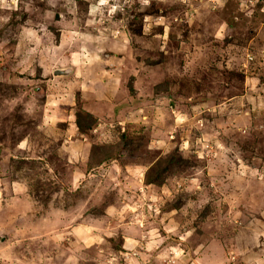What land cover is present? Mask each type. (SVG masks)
I'll return each instance as SVG.
<instances>
[{
	"label": "rangeland",
	"instance_id": "1",
	"mask_svg": "<svg viewBox=\"0 0 264 264\" xmlns=\"http://www.w3.org/2000/svg\"><path fill=\"white\" fill-rule=\"evenodd\" d=\"M0 264H264V0H0Z\"/></svg>",
	"mask_w": 264,
	"mask_h": 264
},
{
	"label": "water",
	"instance_id": "2",
	"mask_svg": "<svg viewBox=\"0 0 264 264\" xmlns=\"http://www.w3.org/2000/svg\"><path fill=\"white\" fill-rule=\"evenodd\" d=\"M72 71L71 67H59L54 70V75L56 76H66Z\"/></svg>",
	"mask_w": 264,
	"mask_h": 264
},
{
	"label": "trees",
	"instance_id": "3",
	"mask_svg": "<svg viewBox=\"0 0 264 264\" xmlns=\"http://www.w3.org/2000/svg\"><path fill=\"white\" fill-rule=\"evenodd\" d=\"M79 115V114H78ZM77 115V117H78V119H79V116ZM95 120V117L91 114V113H89V114H87L84 118H83V120L82 121H91L89 124H87V126H89V125H92V122ZM78 125H79V128H82V125H80V122L78 121ZM83 131V130H82ZM105 156H109V152H108V154L107 155H105ZM98 160V158L96 159V161Z\"/></svg>",
	"mask_w": 264,
	"mask_h": 264
}]
</instances>
